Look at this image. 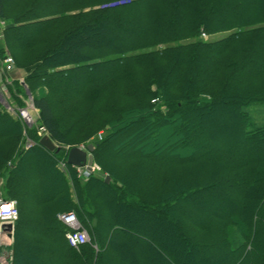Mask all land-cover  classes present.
<instances>
[{"label": "trees", "instance_id": "1", "mask_svg": "<svg viewBox=\"0 0 264 264\" xmlns=\"http://www.w3.org/2000/svg\"><path fill=\"white\" fill-rule=\"evenodd\" d=\"M0 19V67L4 43L47 136L103 129L92 159L109 177L20 151L0 106L10 264H264V119L247 110L264 104V0H0ZM67 212L90 239L77 249Z\"/></svg>", "mask_w": 264, "mask_h": 264}, {"label": "rangeland", "instance_id": "2", "mask_svg": "<svg viewBox=\"0 0 264 264\" xmlns=\"http://www.w3.org/2000/svg\"><path fill=\"white\" fill-rule=\"evenodd\" d=\"M120 2V1H119ZM122 3V1H121ZM114 4H111V5H108V6H112ZM100 7H104V6H98L96 8H100ZM0 22H3V25L4 26H1L0 25V40L3 39V31L4 29L6 28V22L2 19H0ZM203 40H207V37L204 36V35H201V37ZM216 37H210L209 39H216ZM1 46H4V50H5V54H4V57L5 56H9L12 61H13V69L11 72L7 73L8 77L6 78V80H4L2 82V80L0 81V106L2 107V109L6 112V114L12 119V120H15V121H18L20 123V126H21V138H20V142H19V145H18V149L20 151H27L29 149H31L32 147L34 146H40L39 145V135L37 133V127L38 126H41L40 123H39V116H38V113H37V110L34 109V106H33V97H32V94L30 93V91L28 90L27 86L24 84L23 80H24V72L23 75H21V77L19 78H14V74L16 71H22L20 69H17L15 67V63H14V60H13V57L10 55V53L8 52L7 48L5 47V44L3 43ZM3 57V58H4ZM13 81H16L18 83H20L22 89H23V92H24V97L22 96V101H23V106H19L17 105V103L15 102L14 98L12 97L11 95V92L9 91V88L8 86H10V84H12ZM26 92H28V94H26ZM44 90L42 92V94H44ZM40 94V92H34V94ZM152 103L154 102L153 100L151 101ZM31 107L33 111H31V113H29V117L32 118L33 122H31L30 124H27L26 121L24 120V118L22 117L23 114V110L26 108V107ZM27 110H30V108H26ZM25 109V110H26ZM248 113L250 114V117L251 119H253L255 122L257 123H261L262 122V119H264V104L263 105H254V106H250L248 107ZM261 119V120H259ZM43 127V126H42ZM44 128V127H43ZM31 131H34L35 135H33V137L35 136L36 140L33 139L32 137V134H30ZM46 132V131H45ZM47 134V133H46ZM104 134V130H99L94 136H91L90 138L84 140L83 142H80L79 144L77 145H70V144H61V143H54V145L56 147H59L61 151H64L65 152V155H66V150L65 148H70V147H78V146H84V145H87V144H91L92 142H94V140H101V137L103 136ZM101 135V136H100ZM100 136V137H99ZM93 167H95V172L92 173L90 176L92 175H98L100 178H103L105 176V174L101 171L100 167L93 161ZM72 170L74 171L75 173V178L78 179V180H81V181H84L86 180L87 178H84L82 177V172L81 170H77L75 167L71 166ZM56 169L59 171V172H62L63 174L67 175L68 174V170H67V166H66V157H65V161L63 160V158H58L56 160ZM47 177H49L48 173H47ZM89 178V177H88ZM50 179V177H49ZM47 179V180H49ZM45 186H47V182L44 183ZM42 184V185H44ZM33 191V188L32 187H27L26 188V193L29 192V193H32ZM1 195V193H0ZM1 198V196H0ZM15 202V200H12ZM16 203V202H15ZM57 218V216H56ZM87 235V243L90 242V239L88 237V234L86 233ZM13 246V245H12ZM132 255H135V254H132ZM12 250H11V262H12Z\"/></svg>", "mask_w": 264, "mask_h": 264}, {"label": "built area", "instance_id": "3", "mask_svg": "<svg viewBox=\"0 0 264 264\" xmlns=\"http://www.w3.org/2000/svg\"><path fill=\"white\" fill-rule=\"evenodd\" d=\"M0 25L4 26L3 22H0ZM1 69L5 73H9L12 71L13 61L9 56H5L2 59ZM26 108H30V111H33L32 108L29 106ZM25 109L22 112V117L24 118L27 124H30L31 122H33L32 118L29 117V113L31 112L27 113ZM37 133L40 138L44 135H47L45 129L42 126L37 127ZM85 146L86 145L78 146V148L81 150H85ZM68 149L69 147L65 148L66 151H68ZM75 168L79 171L81 170L82 177L84 178H88L92 173L95 172V167H93V164L89 167H87V165H84L82 167ZM17 218L18 211L16 208V203L12 200H3L2 198H0V264L11 263L14 225ZM57 220L66 229L64 237L70 247L77 249L80 245L87 243L86 232L81 228L74 213H59L57 214Z\"/></svg>", "mask_w": 264, "mask_h": 264}, {"label": "water", "instance_id": "4", "mask_svg": "<svg viewBox=\"0 0 264 264\" xmlns=\"http://www.w3.org/2000/svg\"><path fill=\"white\" fill-rule=\"evenodd\" d=\"M26 94H28V92H26ZM38 143L42 148H44L49 152L58 153L61 151L59 147H56L54 145V143L51 141V139L48 136L41 137ZM92 151H93L92 145H88L85 151L75 146L71 147L66 154V163L74 167H81L84 164H86L87 167H89L93 163ZM108 180L109 177L105 176L104 181L108 182Z\"/></svg>", "mask_w": 264, "mask_h": 264}, {"label": "crops", "instance_id": "5", "mask_svg": "<svg viewBox=\"0 0 264 264\" xmlns=\"http://www.w3.org/2000/svg\"><path fill=\"white\" fill-rule=\"evenodd\" d=\"M23 71H16L15 72V74L13 75L14 76V78H20L21 77V75H23V73H22ZM8 77V75H6L2 70H1V68H0V81L2 80V82L4 81V80H6V78Z\"/></svg>", "mask_w": 264, "mask_h": 264}, {"label": "bare ground", "instance_id": "6", "mask_svg": "<svg viewBox=\"0 0 264 264\" xmlns=\"http://www.w3.org/2000/svg\"><path fill=\"white\" fill-rule=\"evenodd\" d=\"M25 111H26L27 113L31 112L30 110H27V109H26Z\"/></svg>", "mask_w": 264, "mask_h": 264}]
</instances>
